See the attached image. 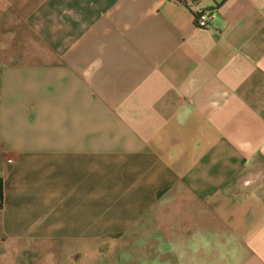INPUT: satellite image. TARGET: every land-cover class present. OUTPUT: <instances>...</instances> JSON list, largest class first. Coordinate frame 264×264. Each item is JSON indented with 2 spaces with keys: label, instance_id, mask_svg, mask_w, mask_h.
Instances as JSON below:
<instances>
[{
  "label": "crops",
  "instance_id": "0c3cea01",
  "mask_svg": "<svg viewBox=\"0 0 264 264\" xmlns=\"http://www.w3.org/2000/svg\"><path fill=\"white\" fill-rule=\"evenodd\" d=\"M0 180V264H264V0H0Z\"/></svg>",
  "mask_w": 264,
  "mask_h": 264
},
{
  "label": "built area",
  "instance_id": "2783aa9c",
  "mask_svg": "<svg viewBox=\"0 0 264 264\" xmlns=\"http://www.w3.org/2000/svg\"><path fill=\"white\" fill-rule=\"evenodd\" d=\"M214 16V12L207 9H197L195 11V18L199 26H206L209 20Z\"/></svg>",
  "mask_w": 264,
  "mask_h": 264
},
{
  "label": "rangeland",
  "instance_id": "374dc122",
  "mask_svg": "<svg viewBox=\"0 0 264 264\" xmlns=\"http://www.w3.org/2000/svg\"><path fill=\"white\" fill-rule=\"evenodd\" d=\"M113 230H109V231H107V233L105 234V236H106V238H110V237H112V236H114L113 235ZM126 247H128V248H131L132 246H125V248ZM107 248H108V245H107ZM97 252V251H96ZM95 253V252H94ZM92 251H91V264H98V259L97 258H95V254H94ZM107 260L109 259V255L107 254ZM119 262H121V264H124L122 261H116V263H119ZM129 263V262H128ZM127 263V264H128Z\"/></svg>",
  "mask_w": 264,
  "mask_h": 264
},
{
  "label": "trees",
  "instance_id": "16d2710c",
  "mask_svg": "<svg viewBox=\"0 0 264 264\" xmlns=\"http://www.w3.org/2000/svg\"><path fill=\"white\" fill-rule=\"evenodd\" d=\"M3 207V193H2V182L0 180V209Z\"/></svg>",
  "mask_w": 264,
  "mask_h": 264
}]
</instances>
